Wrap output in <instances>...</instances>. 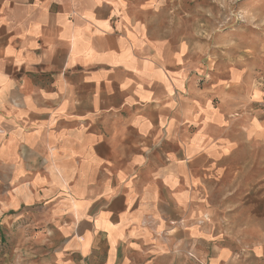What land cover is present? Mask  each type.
Segmentation results:
<instances>
[{"label": "crops", "instance_id": "obj_1", "mask_svg": "<svg viewBox=\"0 0 264 264\" xmlns=\"http://www.w3.org/2000/svg\"><path fill=\"white\" fill-rule=\"evenodd\" d=\"M159 1L0 0L5 264H264L263 241L208 219L264 167L253 85L203 81L197 51L151 30Z\"/></svg>", "mask_w": 264, "mask_h": 264}, {"label": "rangeland", "instance_id": "obj_2", "mask_svg": "<svg viewBox=\"0 0 264 264\" xmlns=\"http://www.w3.org/2000/svg\"><path fill=\"white\" fill-rule=\"evenodd\" d=\"M159 3L163 12L152 17L151 30L172 40H183L182 50L188 46L197 51L208 70L203 81L214 72L221 74L231 67L243 69L254 88L251 97L257 102L251 109L260 113V103H264V0H160ZM230 73L232 80L240 76L235 69ZM254 132L248 131L249 135ZM260 157L261 151L255 150L253 158ZM248 172L237 191L225 185L223 196L210 202L214 213L208 219L216 226L222 242H264V167L257 164ZM6 235L0 233V264H5L3 255L11 253Z\"/></svg>", "mask_w": 264, "mask_h": 264}, {"label": "built area", "instance_id": "obj_3", "mask_svg": "<svg viewBox=\"0 0 264 264\" xmlns=\"http://www.w3.org/2000/svg\"><path fill=\"white\" fill-rule=\"evenodd\" d=\"M260 105H261L260 114L264 116V103H260Z\"/></svg>", "mask_w": 264, "mask_h": 264}, {"label": "bare ground", "instance_id": "obj_4", "mask_svg": "<svg viewBox=\"0 0 264 264\" xmlns=\"http://www.w3.org/2000/svg\"><path fill=\"white\" fill-rule=\"evenodd\" d=\"M128 36V35H127Z\"/></svg>", "mask_w": 264, "mask_h": 264}]
</instances>
